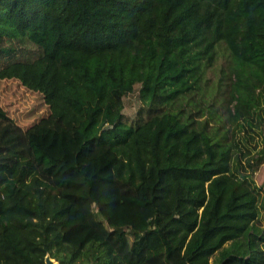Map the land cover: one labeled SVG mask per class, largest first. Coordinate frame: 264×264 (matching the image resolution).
Segmentation results:
<instances>
[{"label":"trees","instance_id":"obj_1","mask_svg":"<svg viewBox=\"0 0 264 264\" xmlns=\"http://www.w3.org/2000/svg\"><path fill=\"white\" fill-rule=\"evenodd\" d=\"M0 78V264H264V0H0Z\"/></svg>","mask_w":264,"mask_h":264},{"label":"rangeland","instance_id":"obj_2","mask_svg":"<svg viewBox=\"0 0 264 264\" xmlns=\"http://www.w3.org/2000/svg\"><path fill=\"white\" fill-rule=\"evenodd\" d=\"M220 64L221 60L218 61L216 70ZM0 102L9 114L24 127H29L50 112L40 91L27 88L15 78H0ZM139 105L140 101L137 99L136 90L125 98L126 114L133 117ZM255 180L258 184L264 181V165L255 174ZM218 255L216 253L211 260L214 261Z\"/></svg>","mask_w":264,"mask_h":264},{"label":"water","instance_id":"obj_3","mask_svg":"<svg viewBox=\"0 0 264 264\" xmlns=\"http://www.w3.org/2000/svg\"><path fill=\"white\" fill-rule=\"evenodd\" d=\"M46 264H60L56 259L52 258L50 255L46 256Z\"/></svg>","mask_w":264,"mask_h":264}]
</instances>
